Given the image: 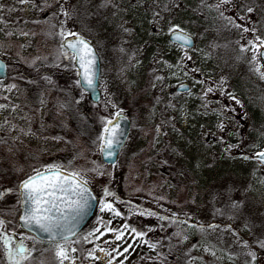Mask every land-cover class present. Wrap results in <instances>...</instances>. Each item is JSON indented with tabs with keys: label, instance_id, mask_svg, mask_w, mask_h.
Segmentation results:
<instances>
[{
	"label": "rangeland",
	"instance_id": "374dc122",
	"mask_svg": "<svg viewBox=\"0 0 264 264\" xmlns=\"http://www.w3.org/2000/svg\"><path fill=\"white\" fill-rule=\"evenodd\" d=\"M186 1L112 0L107 7L109 15L105 24L115 26L116 30H93V20V31L84 33L99 46L97 51L102 73L100 115L107 116L115 112L110 106L115 103L125 110L131 120L128 136L116 160L117 166L113 168L102 161L91 144V137L96 134L100 124L96 121L90 125L88 120L87 115L93 109L89 95L78 106L73 104L66 109L60 107L71 97L78 98L79 89L73 86L76 78L74 69L53 66L58 63L56 57L60 48V38L55 34L59 29L51 27L52 24H58V20H49L52 13L58 11L55 0H47V4L52 5L50 8L44 6V0H37V4L44 7L43 12L31 4L21 5L18 0H0V5H4L3 16L9 21L6 28L0 24V28H4L0 31V56L8 65L3 84L17 85L11 92L0 90V104L10 105L7 110H0V125H3L0 133L9 135L14 143V147L4 146L0 157L4 155L7 166L10 164V168L15 169L12 174L15 179L23 180L32 174L33 168L53 162L64 165L71 162L70 168L80 170L92 168V161H95L111 174L96 176L92 172L85 173V178L90 181L98 197L102 196L103 187L107 186L121 201H130L131 206L152 209L161 215L170 214L162 209H170L179 214H190L193 223L231 224L243 233L244 239L250 236L242 231L245 222L254 225L257 234L264 232V219L260 215L264 211V184L259 182L264 178V170H259L254 161L240 158L258 150L252 145L264 147V81L249 70L251 51L242 54L235 43L240 39V31L228 30L225 27L227 21L219 16V12L204 6L201 0H192V8H187ZM205 2L212 6L218 0ZM76 3L77 0H68L65 7L71 10ZM248 6L255 11L248 19L240 20L237 14L244 15L243 8ZM9 9L14 10L9 12ZM220 11L225 16H232L237 23L257 29L255 34L264 37V0H233L232 4L222 6ZM170 23L181 25L196 41L194 49L188 52L192 60L185 62L188 77L182 73L180 79L172 77L171 72L178 69H168L163 64V61L176 64L183 55L169 43L167 29ZM8 32L13 34L7 35ZM22 32L28 35H22ZM245 36L251 38V34ZM115 42L119 45L116 46ZM9 65L13 69L10 74ZM193 68H198L199 72L192 73ZM33 75L50 76L57 84L44 87L42 81L29 83L35 81ZM156 75L165 79L156 81ZM193 77L217 88L221 87L223 77V90L233 94L240 104H235L228 96L217 91L205 98L210 102L205 109L204 100L200 98L203 86H194ZM181 81L188 82L193 95H172L169 92ZM69 92L71 97L67 95ZM4 96L9 99H3ZM41 99L44 100L43 104L40 103ZM249 101L260 105L262 111L254 114L248 107ZM106 103L109 104L107 111ZM12 106H15V110ZM223 106L229 110L221 114ZM81 116L87 119L89 131L85 135H80L84 128ZM6 120L8 123H5ZM221 122L225 125L222 132L217 127ZM158 125L159 132L156 130ZM53 137L64 139L55 140ZM220 139L226 143L240 144L241 148L225 154ZM9 148L12 150L9 151ZM163 161L168 163H161ZM9 187L15 188V185L0 186ZM229 195L232 199L243 201L242 218L235 222L227 217L212 215L216 207L225 206ZM161 197L163 199H158ZM107 199L112 200L111 197ZM16 205L15 195L0 200V218L8 220ZM114 206L127 220L120 217L113 219L111 213L101 212L98 204L93 217L81 229L79 236H85L97 227L102 228L98 218L104 222L111 220L109 227L113 228H120L124 223L142 231H147L146 225L157 227L155 232L146 237L153 241L165 236L166 233L159 229L155 218L130 215L124 203ZM16 224L13 223L8 230L11 231ZM16 231L24 232L21 228H16ZM173 231L176 229L168 228L167 234ZM200 239L199 233L190 235L189 240L179 246L180 253L187 251ZM231 239V235L226 233L225 243L218 246L226 248ZM105 240L112 243L105 244ZM212 242L218 243L214 238ZM28 243L31 245L30 241ZM128 243L134 244V250L125 254L127 259L124 264H160L156 252L134 241L127 232L123 242L115 241V235L107 233L92 243H86V247L83 244L82 256L79 255L80 251L73 256L83 258L87 255L85 250L98 247L110 250L117 244L126 247ZM171 243H176L175 238ZM167 244L166 241V246L159 251L167 254ZM36 248L34 260L30 264H49V257H55L49 244H37ZM175 252L174 249L173 254L168 255L165 264H184L183 258L177 261ZM191 255L203 258L197 264H229L227 260H217L200 248L193 249ZM94 256L99 259L81 261L79 258L75 264H108L110 259L104 251L99 250L94 252ZM121 259L123 257H117L113 264H118ZM242 260L243 257L237 264H242ZM0 264L4 262L0 260Z\"/></svg>",
	"mask_w": 264,
	"mask_h": 264
},
{
	"label": "snow or ice",
	"instance_id": "6c2138e0",
	"mask_svg": "<svg viewBox=\"0 0 264 264\" xmlns=\"http://www.w3.org/2000/svg\"><path fill=\"white\" fill-rule=\"evenodd\" d=\"M18 3L31 4L33 7L38 8L40 11H44V7L37 4V0H18ZM58 6V11L53 12L51 19H57L58 24H52L53 29L59 28L55 34L60 38L59 55L56 57L58 63L54 64V67L71 68L75 70V79L73 86L79 89V97H71V93H67L71 99L62 103L60 107L62 109L70 108L71 105H80L86 95L89 93L96 94L101 87V71L99 68L100 54L97 51V45H94L91 40L85 36V32L91 33L93 20L96 23L100 22V9L107 8L112 3V0H100V3L95 4L93 0H77L75 5H72L71 10L65 7L68 0H55ZM204 6L215 8L219 12V16L227 21L225 27L228 30L237 29L240 31V39L235 43L239 45L240 53L244 54L251 51V59L248 61L249 70L253 72L257 77L264 81V63H261V59L264 58V37L256 35L257 29L244 26L237 23L232 16H225L223 11H220L222 6L233 3V0H218V3L212 6H208L205 0H201ZM45 7H52L47 4V0H44ZM93 7L96 11H93ZM240 7V5H237ZM4 5H0V24H3L6 28L9 21L3 16ZM14 9H9V12ZM244 15H238L240 20H246L250 14L255 11L251 6L243 8ZM156 15H159L158 13ZM4 28H0L3 31ZM126 32L129 29H124ZM7 35L13 33L8 32ZM22 35H28L26 32H22ZM245 34H251V38H247ZM167 35L169 36V43L171 46L179 49L183 55L176 64H170L167 61H163V64L168 69H178V71H172L171 76L176 79H180L181 73L184 77L189 76V71L185 70L187 65L186 61H191L192 57L188 55V52L194 49V43L191 35L186 29L179 24H169L167 29ZM245 41V43H241ZM123 51V49H121ZM47 59V58H45ZM64 61L68 63L65 64ZM6 65L0 63V73H5ZM155 72V70H153ZM192 73L199 72L198 68L191 69ZM47 84L52 85L53 81L50 76H41ZM156 81H163L165 77L156 75L154 76ZM194 86H203V94L200 97L204 100L203 107L207 109L210 103L205 98L210 93L220 92L221 95H226L235 104H240V101L236 97L223 90L224 78H221V87H213L207 84L206 81L193 77ZM29 83H35V81H28ZM155 86V85H153ZM106 89V85H104ZM178 91L172 93V95H180L186 93L189 96L193 95L191 88L182 81L176 86ZM16 84L4 85L3 78L0 77V90L11 92L16 89ZM3 99H9L7 96ZM97 101L100 97L95 95ZM159 99V98H157ZM40 103L43 104L44 100L41 99ZM95 106V105H94ZM111 108L115 109V112L110 115H100L98 121L100 127L96 134L91 137V144L95 147L96 151L102 156V158L111 163V167L115 168L116 160L120 150L124 146V140L126 139V129L123 127L122 122H126L128 117L125 115V110L118 107L115 103L110 104ZM174 107V105H169ZM10 107L9 104H0V110H7ZM109 104H105V111H107ZM15 110V106H12ZM229 109L227 106H223L220 109V113L223 114ZM216 111L215 109L213 110ZM206 114V113H205ZM82 124L84 128L80 132V135L88 133L87 119L81 116ZM5 123H8L6 120ZM163 123V121H162ZM3 125H0L2 128ZM15 128V125L12 126ZM222 132L225 129L223 122L217 125ZM157 132L160 131V126L156 128ZM27 134V133H25ZM55 140H63V137H53ZM8 141L3 137H0V145L7 144ZM220 143L224 144V153L230 154L233 149L241 148L240 144L226 143L223 139H220ZM251 147L258 148L251 155L244 154L240 158L245 161H254L259 170H264V148H259V145H252ZM12 149L9 148V151ZM234 158V157H233ZM167 164V161H163ZM69 165L61 163H49L43 165L41 168H33L31 175L27 178L20 180L15 188H0V200H3L6 196L15 195L17 197L18 208V223L15 228L9 231V227L13 224L12 220H5L0 218V260L4 264H30L34 260L33 253L37 250V244L48 243L52 250L55 252V257L59 261V264H64L68 261L69 264H75V260L81 257L73 256V254L80 251L79 248L74 245H82L86 243H92L93 240H98L105 236L107 233H113L115 235V241H125V233H129L134 241L139 244L147 246L151 251L157 253V258L160 260V264H165L168 259V255L173 254L175 249V258L180 261L182 258L184 264H197L198 261H202V257L192 256L193 249L200 248L204 253L211 255L217 260H227L229 264H237V261L243 257L242 264H264V232L257 234V230L254 225L245 222L242 231H245L250 235V239H244L231 224L222 225L219 223L204 224L199 221L193 223V217L190 214L172 212L170 209H162L164 212H168V215H161L159 212L148 208H140L139 206H131L130 201H121L116 194L104 186L102 190V196L98 197L94 195L90 181L85 178L86 172H92L96 176L111 175L103 170L100 165H97L95 161H92L94 165L90 169L76 170L70 168ZM255 175V173H253ZM264 184V178L259 181ZM111 197L109 201L107 198ZM163 199V197L158 198ZM100 205L101 212L111 213L113 219L120 217L127 220V217L117 209L114 204L124 203L128 206V212L130 215H138L146 218H155L158 221V227L166 234L160 239L155 241L146 239L149 233H153L157 230V227L146 225L147 231L137 230L135 227H131L128 223H124L120 228L109 227L112 221L104 222L101 218H98V222L103 226L95 228L87 235L77 238L78 228L81 221L88 215L90 209L94 204ZM162 207V206H161ZM243 207V201L232 199L229 195L227 202L223 208L216 207L212 215L219 217H227L232 221H236L238 218H242L241 209ZM167 226V227H166ZM16 228L26 229L25 232H17ZM168 228H175L170 235L167 234ZM31 233H35L32 235ZM196 233L200 234V241L193 243L187 251L180 253L179 246L187 242L190 235ZM231 235V242L226 248H221L218 245L225 243V234ZM175 238L176 243L172 244V239ZM213 238L218 243H213ZM31 242V245L28 242ZM168 242V253H162L159 251L164 248L165 242ZM105 244H111L112 241L105 240ZM235 249H239L237 252ZM49 249H44L48 251ZM96 250L104 251L106 255L110 256L108 264H113L117 257H123L118 261V264H124V260L127 259L126 253L130 250H134V244L128 243L126 247H122L121 244H117L115 248L106 250L104 248H93L87 251V255L83 259H99L94 256ZM115 253L116 255H112ZM152 259V258H150Z\"/></svg>",
	"mask_w": 264,
	"mask_h": 264
},
{
	"label": "trees",
	"instance_id": "16d2710c",
	"mask_svg": "<svg viewBox=\"0 0 264 264\" xmlns=\"http://www.w3.org/2000/svg\"><path fill=\"white\" fill-rule=\"evenodd\" d=\"M186 2L188 3L187 4V8H192V2L193 1L192 0H187ZM200 23H201V21H200ZM9 69H10L9 70V74H10V73H12V70H13L11 65H9ZM41 76H43V75H40V76H34L33 75L32 76L33 77V80H35V83H38V82L41 83V81H42V86H44V87H47V86L48 87H52V86H54V85L57 84L54 80H52L53 81V84L52 85H49L43 79H41ZM30 79H32V78H30ZM90 103H91L93 109H91V111L88 113L87 117H88V120L90 122V125H92V124H95L96 121L99 122L98 121V117L102 113V101L101 100L98 101V102H92L91 101ZM247 104H248V107L251 108V111L254 114H259L260 113L259 111H262V108L260 107V105L255 104L254 102H250L249 101ZM0 137H3L5 140L8 141L7 144L0 145V152H1V149L4 146L14 147V143H13V141H12V139H11V137L9 135L3 134V133L1 134L0 133ZM158 161H159V159H158ZM161 163H163V162H161ZM10 166H11L10 164H9V166H7V163H5V156L4 155L1 156L0 157V186L1 185H4V184H8L9 186H11V185H15L16 186L18 184V182L20 181L18 179H15V176L12 175L15 172V169L10 168ZM17 208H18V205L15 206V209H14L11 217H9L7 215L8 216V220H12L14 224L17 223V215H18ZM260 215L264 219V211L262 213H260ZM25 233H27V232H25ZM240 234L242 235L243 233H240ZM79 235H78L77 238H80ZM248 238L250 239V236H247L246 237V239H248ZM45 244H47V243H45ZM75 247H77V248L80 249V254L79 255L82 256V253L81 252L83 250L82 249L83 248V244L82 245H75ZM84 247H86L85 244H84Z\"/></svg>",
	"mask_w": 264,
	"mask_h": 264
},
{
	"label": "water",
	"instance_id": "95a60500",
	"mask_svg": "<svg viewBox=\"0 0 264 264\" xmlns=\"http://www.w3.org/2000/svg\"><path fill=\"white\" fill-rule=\"evenodd\" d=\"M190 35H191V34H190ZM168 37H169V36H168ZM191 37H192L193 43H194V45H195V39H194V37H193L192 35H191ZM261 61H262V63H264V58H262ZM0 63L6 65V71H5V73H0V77L5 78L6 75H7V72H8V65H7V62L5 61V59H4L2 56H0ZM99 68H100V63H99ZM100 71H101V70H100ZM183 83H185V84H187V85L189 86L188 82L183 81ZM176 86H177V85H176ZM176 86H175L174 88H172L171 91H178V89H177ZM88 95H89V98L91 99V101H93V102H98V101L96 100V98H95V95H98V96L100 97V99H101V92H100V89H99V92L96 93L95 95L92 94V93H89ZM100 99H99V100H100ZM125 115H126V114H125ZM126 116H127V115H126ZM127 117H128V116H127ZM122 124H123V127L126 129V138H127L128 133H129V130H130V125H131V120H130V118L128 117V120H127L126 122H122ZM125 141H126V139L124 140V143H125ZM263 148H264V147H263ZM258 150H259V149H258ZM258 150H255V151H258ZM255 151H254V152H255ZM254 152H253V153H254ZM100 157H101V159H102V161H103L104 163L111 164L109 161L104 160V159L102 158L101 155H100ZM117 157H118V156H117ZM117 157H114V159L117 160ZM90 187H91V186H90ZM91 189H92V187H91ZM92 191H93L94 195L97 196V194L94 192L93 189H92ZM97 205H98V203L94 204V206L90 209L88 215H87V216L81 221V223H80V225H79V228H78V232H79V231L82 229V227L88 222V220L94 215V213H95V211H96V207H97ZM18 215H19V213H18ZM18 215H17V222H18ZM23 230L27 232L26 229H23ZM31 234L34 235L35 233H31Z\"/></svg>",
	"mask_w": 264,
	"mask_h": 264
},
{
	"label": "flooded vegetation",
	"instance_id": "af4514ba",
	"mask_svg": "<svg viewBox=\"0 0 264 264\" xmlns=\"http://www.w3.org/2000/svg\"><path fill=\"white\" fill-rule=\"evenodd\" d=\"M75 1V0H74ZM93 3H95V4H98V3H100V0H94L93 1ZM93 11H95L96 9L93 7V9H92ZM99 12H100V17H101V19H100V22L99 23H94V25H93V30L95 29V28H104V29H106V28H110L111 30H116V29H114L115 28V26L114 27H112V26H107L105 23H106V21H107V18H108V9L107 8H103L102 10H99ZM98 25V26H97ZM59 29V28H58ZM92 30V31H93ZM86 36V35H85ZM87 37V36H86ZM88 38V37H87ZM89 39V38H88ZM90 40V39H89ZM94 44V43H93ZM115 44H116V46H118L119 44L117 43V42H115ZM94 45H96V44H94ZM98 46V45H97ZM98 48H99V46H98ZM172 89V88H171ZM171 89H169V92L172 94V93H175V92H177V91H171ZM48 244V243H47ZM47 246V245H46ZM51 250V249H50ZM39 256H41V255H39ZM80 260L81 261H83L84 259L83 258H80ZM48 262H49V264H59V261H57L56 259H55V257L53 256V257H49V260H48ZM64 264H68L66 261L64 262Z\"/></svg>",
	"mask_w": 264,
	"mask_h": 264
}]
</instances>
